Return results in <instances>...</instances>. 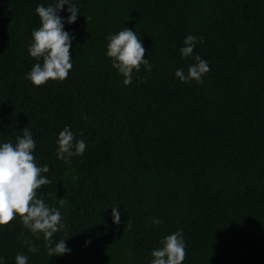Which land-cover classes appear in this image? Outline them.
Listing matches in <instances>:
<instances>
[{"label":"trees","instance_id":"trees-1","mask_svg":"<svg viewBox=\"0 0 264 264\" xmlns=\"http://www.w3.org/2000/svg\"><path fill=\"white\" fill-rule=\"evenodd\" d=\"M54 2L0 0V144L30 129L51 181L37 198L59 208L66 229L52 240L70 237L71 251L50 257L17 218L0 227L3 264L18 253L27 264H150L180 230L182 264H264V0H72L75 22L68 5L58 15L73 66L35 87L25 79L42 63L27 52L35 9ZM123 28L152 65L127 86L106 56V37ZM189 34L203 38L192 54L211 69L202 83L174 75L194 63L179 51ZM65 126L86 143L70 165L56 157Z\"/></svg>","mask_w":264,"mask_h":264},{"label":"clouds","instance_id":"clouds-1","mask_svg":"<svg viewBox=\"0 0 264 264\" xmlns=\"http://www.w3.org/2000/svg\"><path fill=\"white\" fill-rule=\"evenodd\" d=\"M68 5L67 23L72 24L77 19L79 9L72 0H55L48 6L38 5L35 13L39 18V27L31 32V42L27 48L30 57L37 61L25 79L33 86H43L48 81H63L67 78L72 68L71 40L72 37L64 30V20L58 15L64 6ZM87 19H91L88 17ZM106 56L111 60L112 68L123 76V85L132 83L133 72H139L141 65L147 72H151L152 65L145 59L144 48L139 35L133 30L123 28L115 34L106 37ZM203 38L189 34L185 37L184 46L179 49L182 58L192 57L194 63L188 66L187 72L183 68L175 71V77L182 83L196 81L202 83L203 76L211 69L206 60L199 55L193 56L194 47ZM146 78H140L141 82ZM23 135L16 137V143L4 142L0 144V227L7 226L19 218L22 226L29 230L32 236L44 239V248L51 256H61L71 250L66 247L65 240L53 242L55 233L66 229L62 223L59 208L45 203L43 198H37V190L51 181L43 173L49 172V167L38 166L33 151L36 142L29 128L24 127ZM83 132H81V136ZM56 157L71 164L74 156H82L86 150L83 139H76L70 127L65 126L59 132L56 140ZM65 201L59 199L63 206ZM112 222L119 224L120 212L116 207H111ZM155 224L162 223L152 219ZM130 226L131 221H128ZM23 235V233H21ZM28 243L29 252L38 251V246ZM158 247L151 250L150 264H182L186 257L185 241L182 230L176 231L160 239ZM28 257L18 253L15 264H27ZM3 264V258H0Z\"/></svg>","mask_w":264,"mask_h":264}]
</instances>
